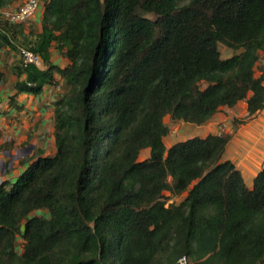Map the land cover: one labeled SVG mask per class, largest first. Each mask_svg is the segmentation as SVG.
<instances>
[{
    "label": "trees",
    "instance_id": "1",
    "mask_svg": "<svg viewBox=\"0 0 264 264\" xmlns=\"http://www.w3.org/2000/svg\"><path fill=\"white\" fill-rule=\"evenodd\" d=\"M42 26L0 18L18 94L39 96L56 74L69 86L56 153L0 185V264H264V166L250 189L224 160L230 135L165 142L167 117L201 126L240 102L248 119L264 110V0H48Z\"/></svg>",
    "mask_w": 264,
    "mask_h": 264
},
{
    "label": "crops",
    "instance_id": "2",
    "mask_svg": "<svg viewBox=\"0 0 264 264\" xmlns=\"http://www.w3.org/2000/svg\"><path fill=\"white\" fill-rule=\"evenodd\" d=\"M47 1L41 2L39 11L29 25L21 26L25 34L42 32V19ZM22 2L12 7H17ZM221 52L224 59L238 54L226 47L221 49ZM51 53L52 64L61 69L69 65V61L55 48H52ZM16 60L14 52L9 48H0V185L6 181H14L21 175L26 166L21 164L22 160L33 157L38 152H42L44 156H53L56 153L55 105L69 91V86L56 74V85L45 86L39 96L18 94L16 84L19 79L12 73ZM258 66L264 67V51L260 53ZM260 75L261 72L257 71V76ZM247 116V103L240 102L232 109L222 108L209 122L201 126L177 122L175 127L178 131H170L165 139L166 145L170 148L196 137L230 135L232 138L224 160L233 162L241 171L248 188L253 189L255 178L264 166V110L251 119ZM167 119L171 118H166V125ZM24 148H27L30 154L18 160L15 165L10 164L6 158ZM146 153L150 154L149 151ZM4 163H7V166Z\"/></svg>",
    "mask_w": 264,
    "mask_h": 264
},
{
    "label": "built area",
    "instance_id": "3",
    "mask_svg": "<svg viewBox=\"0 0 264 264\" xmlns=\"http://www.w3.org/2000/svg\"><path fill=\"white\" fill-rule=\"evenodd\" d=\"M40 6V0H23L22 4L16 8H10L1 11L0 18L14 25L27 26L36 16ZM22 54L25 58L26 65H34L40 69L43 68L44 64L39 56H36L35 54L26 50H23ZM177 264H189V260L187 257H184L180 259Z\"/></svg>",
    "mask_w": 264,
    "mask_h": 264
},
{
    "label": "rangeland",
    "instance_id": "4",
    "mask_svg": "<svg viewBox=\"0 0 264 264\" xmlns=\"http://www.w3.org/2000/svg\"><path fill=\"white\" fill-rule=\"evenodd\" d=\"M41 1V0H40ZM42 1H44V0H42ZM41 1V2H42ZM12 8H16V7H12ZM221 49L222 50H224V47L223 46H221ZM176 121H173V120H170V119H167V125H168V127H169V129H170V131L171 132H176V131H178L177 130V127H175V125H176ZM30 153H29V151H28V149L27 148H24V149H18L17 151H16V153L15 154H12V155H9L6 159L8 160V162L10 163V164H16L17 163V161L18 160H20L21 158H23V157H26L27 155H29ZM149 155H148V153H146V152H144L143 153V155H142V159H145V158H147ZM2 159L3 160H6L4 157H2ZM5 164V166H7V163H4ZM1 168H3V166H2V164H1ZM167 195H169V193H167ZM183 198H177V199H173V201L174 202H176V203H178V202H180L181 200H182ZM38 214H42V213H38ZM22 240L21 239H19V242H18V252L19 253H21L22 252Z\"/></svg>",
    "mask_w": 264,
    "mask_h": 264
}]
</instances>
